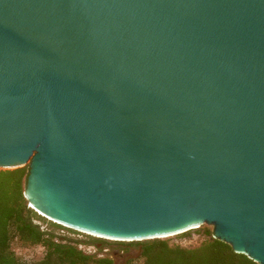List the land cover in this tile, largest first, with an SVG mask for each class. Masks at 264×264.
Returning a JSON list of instances; mask_svg holds the SVG:
<instances>
[{
  "label": "water",
  "instance_id": "95a60500",
  "mask_svg": "<svg viewBox=\"0 0 264 264\" xmlns=\"http://www.w3.org/2000/svg\"><path fill=\"white\" fill-rule=\"evenodd\" d=\"M28 165L56 224L264 264V0H0V169Z\"/></svg>",
  "mask_w": 264,
  "mask_h": 264
},
{
  "label": "trees",
  "instance_id": "16d2710c",
  "mask_svg": "<svg viewBox=\"0 0 264 264\" xmlns=\"http://www.w3.org/2000/svg\"><path fill=\"white\" fill-rule=\"evenodd\" d=\"M29 171V165L0 169V264H115L104 251L113 246L127 251L131 245L141 248L140 264H258L214 238V229L209 226L177 235L196 232L207 238L194 248L171 244L169 238L141 242L110 241L90 235L84 236L87 240L76 238L74 235L85 234L53 223L29 207L25 198ZM82 245L96 248L97 253H86L80 249ZM16 246L32 255L20 257Z\"/></svg>",
  "mask_w": 264,
  "mask_h": 264
},
{
  "label": "rangeland",
  "instance_id": "374dc122",
  "mask_svg": "<svg viewBox=\"0 0 264 264\" xmlns=\"http://www.w3.org/2000/svg\"><path fill=\"white\" fill-rule=\"evenodd\" d=\"M209 226V225H204ZM213 228V226H209ZM62 234H69L67 231L61 232ZM82 234V233H81ZM85 235H74L76 238L87 240ZM167 239V238H165ZM171 244H178L186 248H194L200 246L207 238H205L202 234L191 232L188 236H173L169 237ZM16 253L20 256L25 258L26 256L29 257L32 255V252L20 250L17 246L15 247ZM86 251L89 250L86 248ZM106 255L112 257L114 259L115 264H140L142 260L140 259L141 256V248L139 246L131 245L127 251H121L118 248H110V250L104 251Z\"/></svg>",
  "mask_w": 264,
  "mask_h": 264
},
{
  "label": "bare ground",
  "instance_id": "6f19581e",
  "mask_svg": "<svg viewBox=\"0 0 264 264\" xmlns=\"http://www.w3.org/2000/svg\"><path fill=\"white\" fill-rule=\"evenodd\" d=\"M45 215V214H44ZM50 220H53V218L52 217H48ZM55 222H57V220H54ZM57 223H61V222H57ZM66 225H68V224H66ZM68 228H70L71 226L70 225H68L67 226ZM199 227V226H198ZM198 227H194V228H190V229H196V228H198ZM77 229V228H76ZM189 230V229H188ZM82 231V233H85V234H88V235H90V236H93V237H99V238H104L105 237V239H108V240H112V241H114V240H117L116 238H111V237H106V236H104V235H99V234H96V233H92V232H89V231H85V230H81ZM176 234H172V235H169V236H159V237H153L152 239H155V238H158V239H165V238H169V237H173V236H175Z\"/></svg>",
  "mask_w": 264,
  "mask_h": 264
},
{
  "label": "built area",
  "instance_id": "2783aa9c",
  "mask_svg": "<svg viewBox=\"0 0 264 264\" xmlns=\"http://www.w3.org/2000/svg\"><path fill=\"white\" fill-rule=\"evenodd\" d=\"M37 213V212H36ZM41 216V215H40ZM48 220V219H47ZM50 221V220H49ZM52 222V221H51ZM54 223V222H53ZM59 225V224H58ZM86 248L89 250L88 252L86 251ZM80 249L84 250L86 253L88 254H96L97 253V250L96 248L94 247H87V246H80Z\"/></svg>",
  "mask_w": 264,
  "mask_h": 264
}]
</instances>
